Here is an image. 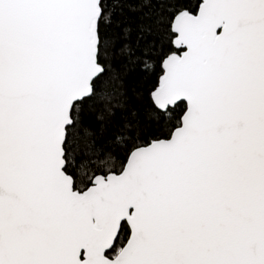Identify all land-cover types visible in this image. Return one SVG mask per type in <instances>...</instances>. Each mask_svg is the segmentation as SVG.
Masks as SVG:
<instances>
[{"label": "snow or ice", "instance_id": "1", "mask_svg": "<svg viewBox=\"0 0 264 264\" xmlns=\"http://www.w3.org/2000/svg\"><path fill=\"white\" fill-rule=\"evenodd\" d=\"M0 264H264V0H0Z\"/></svg>", "mask_w": 264, "mask_h": 264}]
</instances>
